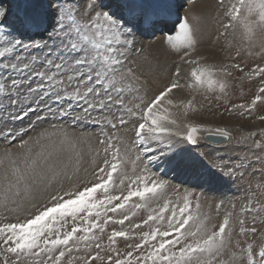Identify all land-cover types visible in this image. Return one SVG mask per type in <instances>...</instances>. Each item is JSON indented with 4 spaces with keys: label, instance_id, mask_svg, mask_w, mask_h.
<instances>
[{
    "label": "snow or ice",
    "instance_id": "snow-or-ice-1",
    "mask_svg": "<svg viewBox=\"0 0 264 264\" xmlns=\"http://www.w3.org/2000/svg\"><path fill=\"white\" fill-rule=\"evenodd\" d=\"M218 3L227 17L216 37L227 41L220 62L198 49V15L169 26L142 0H38L7 28L12 13L0 7V140L14 141L22 131L10 122L30 113L41 119V105L53 112L48 100L67 104L61 116L79 107L74 120L91 119L111 133L102 130L99 148L89 144L92 171L83 181V151L60 159L64 145L79 143L67 133L51 151L41 144L50 138L46 132L31 144L21 140L19 153L4 151L0 264H264V176L239 212L232 205L214 224L211 203L202 204L188 188L181 192L160 171L167 165L197 181L206 172L243 177L246 157L216 163L209 172L201 156L173 151V136L192 145L201 132L231 139L227 128L189 119L200 111L198 95L227 105L230 78L257 86L247 103L225 111L264 121L257 114L264 107V63L242 66L239 59L264 58V0ZM238 28L243 43L234 45L227 38ZM145 30L165 33L163 42L178 58L167 84L147 100L144 83L128 66L135 37ZM185 92L187 98L180 95ZM256 135L247 132L240 141ZM259 135L252 144L264 150V129ZM222 206L215 204L217 214Z\"/></svg>",
    "mask_w": 264,
    "mask_h": 264
},
{
    "label": "rangeland",
    "instance_id": "rangeland-1",
    "mask_svg": "<svg viewBox=\"0 0 264 264\" xmlns=\"http://www.w3.org/2000/svg\"><path fill=\"white\" fill-rule=\"evenodd\" d=\"M18 1L19 5L16 6L17 13L11 12L15 16L14 18H10L9 16L7 24L4 25L6 28L13 24L18 16L23 15L25 10L32 8L38 2V0ZM171 1L172 0H170V2ZM142 2L146 5H150L154 12L157 8L168 5V0H142ZM170 2L169 5L171 7L173 2L171 4ZM177 2L179 5L177 8L175 7V11L178 7L179 9L176 11L175 16L177 17L175 18L174 16L173 22L183 17H188L190 22H194L192 20L193 15H198L201 18L197 25L199 51L213 49L220 55V57L219 59H215L213 56L211 57L209 54H206L209 57L210 62L222 61L227 41L223 36H221L219 40H217L216 37L219 35V32L222 31L221 23L226 22L227 20V17L224 15L225 9L220 7L218 0H177ZM11 3H13V0H0V7H4L5 10H8V6ZM227 4L228 0H225V7H227ZM166 9L169 10L170 8L166 7ZM164 36L165 33H161L148 38L141 33H137L135 37V50L129 54L130 61L128 66L133 69L136 75L140 77L141 82L144 83L142 95H144L146 100L167 84L174 70L175 62L178 59L163 42ZM36 38L40 39L39 36ZM227 39L231 40L234 45H240L243 43L239 28L234 34L229 35ZM239 59L242 62V66H244L243 61L245 60L248 61L249 66L256 62L264 63V58H250L246 54H242V57ZM247 70L248 68L245 67V71ZM240 75L242 74L239 72L234 74L235 77H239ZM230 83L231 87L228 89L227 105L225 104L224 99L216 100L213 97L210 100H206L198 95V103L196 107L200 108V111L195 112V114L198 113L199 117L204 118L206 120L205 122L214 128H227L231 133L230 141L224 145L215 147L204 140V135L206 133L201 132L198 133L197 145H192L188 142L187 145L191 147L189 150L193 152V155L201 156L205 167L209 172L215 171L211 166L216 163L231 165L236 163L241 157H246L247 163L241 169L243 177L241 178L240 176H237L235 179H231L221 177L219 173H216L214 176L207 173L203 180L197 181L194 178H191L188 174L172 172L173 170L167 172L168 174L165 176V178L169 179L174 185L180 187L181 192L184 188H188L201 196L202 204L206 205L211 203L213 209L211 211L210 223L214 224L221 222L224 213L232 210V205H235L236 211L239 212L241 205L252 196L253 192H255V184L261 182L262 176H264V161L258 162L256 160L257 156L264 155V150L256 149L252 144L253 139L259 140L261 138L259 131L260 129H264V121L256 119L255 116L246 118L247 114L246 117H240L236 114L229 115V113L225 111V108H230L232 104L247 103L256 91L257 82H241L239 79L230 78ZM184 94L186 96L188 95L186 92ZM215 95H219V93H216ZM48 104L52 107L53 112H47V110L44 109V106L41 105V110L39 111L41 119L37 120L36 113H30L23 120L10 122L7 125L8 127L22 131L14 141L6 143L5 141L0 140V159L3 158V153L6 149L17 153L23 151L18 147L21 140H28L31 144V141L35 140L40 133L43 132H46L50 138L41 139V144L46 150L51 151L54 147L60 146L59 142L63 137V134L67 133L69 137L79 138V143H75L72 146L67 144L64 145V151L60 153V159L66 160L69 156L74 155L75 152L83 151L84 161L81 165L79 178L82 181L89 179L92 171L89 144H91L92 148H99L100 145L98 144V139L102 138V130L108 131L109 134H111L110 130L106 127L102 129L101 125L94 123L91 119L83 121L74 120V116L80 113L79 107L73 106V110L70 114L61 116L58 113L63 108L67 107L66 103L58 105L52 100H48ZM257 114H264V107L258 106ZM93 115L98 114L94 113ZM234 116L244 119L247 122L249 121L248 123L251 125L253 124L251 129L244 128L242 125H233L234 129L231 127V124H226V126L217 123L214 125V120H211L219 117L235 118ZM6 118L7 117L5 116V119ZM250 131H255L257 135L252 139L240 141V137ZM53 133H55V135H52ZM128 135L131 138L132 133L129 132ZM33 148L34 151L37 150V146L33 145ZM7 166L8 162L5 160L4 163L0 165V174L3 173ZM128 168L131 170V164L128 165ZM160 171L165 172L163 169ZM250 182L252 187H249ZM220 201H223V206L221 207L219 214H217L214 206ZM203 210L205 212L208 211L207 207Z\"/></svg>",
    "mask_w": 264,
    "mask_h": 264
},
{
    "label": "bare ground",
    "instance_id": "bare-ground-1",
    "mask_svg": "<svg viewBox=\"0 0 264 264\" xmlns=\"http://www.w3.org/2000/svg\"><path fill=\"white\" fill-rule=\"evenodd\" d=\"M173 2V4H174V6H173V9H175V7L177 8V6L179 5L178 4V2H177V0H172L171 2H170V4ZM15 7V6H14ZM166 7L167 8H170V5L168 4V5H166L165 7H164V12H169V10H167L166 9ZM3 9H5L4 7H2ZM178 9H179V7H178ZM177 9V10H178ZM176 10V11H177ZM15 12L17 13V7H15ZM15 12H12V13H15ZM19 12V11H18ZM156 12V11H155ZM20 14V13H19ZM14 16L15 15H11L10 16V18H14ZM177 16H175V18H176ZM8 18H9V16H8ZM174 21V20H173ZM210 48V47H209ZM201 52H203V54H209L211 57L213 56L215 59H219V57H220V55L216 52V51H214L213 49L211 50H202ZM222 55V54H221ZM214 59V60H215ZM157 69H158V67H157ZM181 96H183L184 98H187V96L184 94V93H181L180 94ZM199 112V111H198ZM235 118H226V117H219V118H214V119H211V120H214V125L215 124H217V123H220L221 125H228V124H231V127H233V125H235V126H238V125H242L244 128H249V129H251V127H252V125L250 124V123H248L246 120H244V119H241V118H239V117H236V116H234ZM189 119L190 120H192V121H195L196 123H199V124H207V122H205L206 120L204 119V118H202V117H199L198 116V113L197 114H195V113H190V115H189ZM226 125V126H227ZM256 125V124H255ZM254 125V126H255ZM257 126V125H256ZM255 128V127H254ZM233 129H234V127H233ZM248 129V130H249ZM172 142H173V151L175 152V153H181V154H183V155H188V154H192L193 155V152L191 151V150H189V148H191L189 145H187V142L186 141H184L181 137H176V136H173V138H172ZM189 146V147H188ZM188 147V148H187ZM216 147V146H215ZM192 152V153H191ZM150 155H151V153H149ZM164 171H167V172H169L170 170H172L171 168H168V166L167 165H164L163 167H161ZM160 168V170H162ZM161 172H163V171H161ZM173 172V171H172ZM177 173V172H176ZM180 173V172H179ZM178 173V174H179ZM181 174V173H180ZM207 174V172L205 173V175ZM207 176H209V175H207ZM230 190V189H229Z\"/></svg>",
    "mask_w": 264,
    "mask_h": 264
},
{
    "label": "water",
    "instance_id": "water-1",
    "mask_svg": "<svg viewBox=\"0 0 264 264\" xmlns=\"http://www.w3.org/2000/svg\"><path fill=\"white\" fill-rule=\"evenodd\" d=\"M204 140L213 146H221L230 141V139H225L224 137L221 136H212L208 138L207 134L204 135Z\"/></svg>",
    "mask_w": 264,
    "mask_h": 264
}]
</instances>
